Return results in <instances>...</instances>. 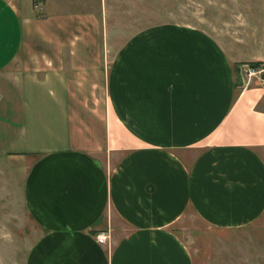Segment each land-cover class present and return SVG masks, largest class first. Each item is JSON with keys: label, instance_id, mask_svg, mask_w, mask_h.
Instances as JSON below:
<instances>
[{"label": "crops", "instance_id": "obj_1", "mask_svg": "<svg viewBox=\"0 0 264 264\" xmlns=\"http://www.w3.org/2000/svg\"><path fill=\"white\" fill-rule=\"evenodd\" d=\"M99 29L0 0V77L42 70L55 89L0 142L28 161L25 264H205L179 235L190 212L221 232L264 220L263 87L200 30L146 27L108 62Z\"/></svg>", "mask_w": 264, "mask_h": 264}, {"label": "rangeland", "instance_id": "obj_2", "mask_svg": "<svg viewBox=\"0 0 264 264\" xmlns=\"http://www.w3.org/2000/svg\"><path fill=\"white\" fill-rule=\"evenodd\" d=\"M27 1L31 14L39 19L70 14L98 24L101 38L97 49L104 59L108 55V62L124 39L146 27L173 24L200 30L242 62L239 67L248 85L264 90V0ZM40 51L37 49L38 55ZM245 69L253 74H246ZM24 74L20 80L0 77V142L7 147L27 113L29 118L30 107L42 108L55 94L53 84L43 82L42 70ZM258 107L264 110V91ZM27 164V159L0 154V264H25L38 235L23 199ZM177 225L197 262L262 264L264 220L241 231L221 232L206 228L190 212Z\"/></svg>", "mask_w": 264, "mask_h": 264}, {"label": "built area", "instance_id": "obj_3", "mask_svg": "<svg viewBox=\"0 0 264 264\" xmlns=\"http://www.w3.org/2000/svg\"><path fill=\"white\" fill-rule=\"evenodd\" d=\"M245 73L249 74L250 76L253 74V71L251 69H245ZM95 240L100 243V244H103L105 243L106 241H108L110 235H109V232H105V231H102V232H98L95 234Z\"/></svg>", "mask_w": 264, "mask_h": 264}, {"label": "trees", "instance_id": "obj_4", "mask_svg": "<svg viewBox=\"0 0 264 264\" xmlns=\"http://www.w3.org/2000/svg\"><path fill=\"white\" fill-rule=\"evenodd\" d=\"M247 63H248V62H247ZM249 63H251V64H252V63H255V62H252V61H250Z\"/></svg>", "mask_w": 264, "mask_h": 264}]
</instances>
